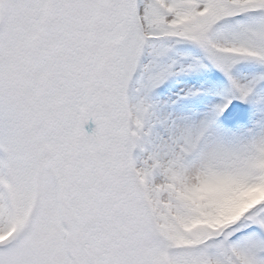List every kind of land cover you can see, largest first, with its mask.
<instances>
[{
    "label": "snow or ice",
    "instance_id": "snow-or-ice-1",
    "mask_svg": "<svg viewBox=\"0 0 264 264\" xmlns=\"http://www.w3.org/2000/svg\"><path fill=\"white\" fill-rule=\"evenodd\" d=\"M0 264H264V0H0Z\"/></svg>",
    "mask_w": 264,
    "mask_h": 264
}]
</instances>
